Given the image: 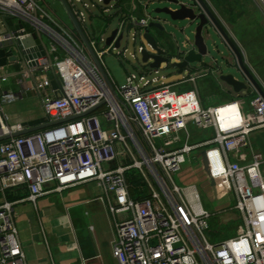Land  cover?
Segmentation results:
<instances>
[{
  "label": "built area",
  "instance_id": "1",
  "mask_svg": "<svg viewBox=\"0 0 264 264\" xmlns=\"http://www.w3.org/2000/svg\"><path fill=\"white\" fill-rule=\"evenodd\" d=\"M66 1L104 69L102 57L112 50L119 59L129 55L142 69L129 73L121 85L105 69L114 94L72 25L61 21L48 3L0 0V50L15 57L12 63L19 68L0 67V135L34 126L11 123L5 110L30 92L40 99L39 124L64 120L0 142V264H27L13 218L15 201L8 200V193L26 190L25 200L35 203L48 192L87 182L96 183L101 190L96 199L115 217L112 255L118 264H264V155L250 146L251 133L264 128L263 98L255 91L248 110L238 96L204 106L196 82L218 77L214 58L180 81L193 85L187 90L175 89L159 69L143 63L141 53L149 48L143 34L155 20L149 7L156 0ZM97 23L114 25L109 35L115 34L103 48L99 44L109 35L97 37ZM36 31L48 56L37 57V44H18ZM124 37L134 51L127 45L120 49ZM188 42L185 36L182 47ZM50 70L59 83L56 89ZM10 80L16 87H10ZM187 117L213 135L190 144ZM155 138L162 140L159 147ZM210 145L220 151L242 224L237 235L218 243L206 237L212 215L202 205L198 186L177 185L173 179L191 151ZM119 148L126 159H119ZM244 148L251 149V158L240 163ZM131 170L145 189L139 197L127 179ZM120 214L123 219L116 218Z\"/></svg>",
  "mask_w": 264,
  "mask_h": 264
},
{
  "label": "crops",
  "instance_id": "2",
  "mask_svg": "<svg viewBox=\"0 0 264 264\" xmlns=\"http://www.w3.org/2000/svg\"><path fill=\"white\" fill-rule=\"evenodd\" d=\"M206 1L220 19L226 30L230 33L229 28L225 25L223 18H220L218 15L211 1ZM11 58L8 57L5 50H0V67H3V69L6 70L12 69L15 64L12 63L14 60H11ZM2 60H4V62H1ZM244 60L264 88L263 83L257 76L255 70L251 68L245 57ZM227 62L228 64L235 63V59L230 52L227 57ZM206 64L208 65L206 62H201V66H206ZM197 68L199 67L193 69ZM184 77L171 82V84L175 85V89L187 90L193 87V85L187 82H180ZM199 82L206 84V86L203 85L204 87L200 88L198 84ZM196 87L201 102L205 106L208 105L205 104L206 98L204 99L203 96L204 91L206 94L210 95L218 94L219 99L224 101L223 103L230 101L233 97H239L237 93L232 94L230 91H225V89L219 84L217 77L214 76L198 79ZM246 93L251 98L256 94L251 86H248ZM26 96L28 95H25L23 98ZM13 104H16V102L5 106L6 113L8 114L11 123H22L23 125L30 126L42 122V116H19L15 113L9 114L7 109L12 108ZM242 106L244 110L250 108L249 102L242 103ZM263 130L264 128L258 129V131L250 135V146L253 151L260 152L264 155ZM212 135L213 133L210 130V136ZM181 139L182 144L184 141L183 134H181ZM206 147L208 146L200 147L198 154L195 155L197 164L208 179L212 194L217 203H220L223 200H229L234 197V195L228 179L224 176V164L219 160L220 151L218 149L214 152H208ZM251 149L244 148L240 151V153L244 155V158L239 161L240 163H247L250 160ZM234 158V154H232L231 160L233 161ZM89 183L91 182L65 188L60 193L48 192L38 197L35 203L31 202L33 208H31L30 201L28 202L25 200L27 196L26 190H17L16 192L7 194L8 200L15 201L13 205V218L17 228L18 241L24 252L27 264H80L83 260L85 261V264H118L112 255L115 217L108 212L106 205L103 202L96 199L101 194V190L97 186H95L94 191L88 190L87 186ZM48 188L52 189L53 185H48ZM56 194L57 197H53L52 202L58 205V209L53 208V211L58 213L57 217H42L43 215H40L41 210L38 208V202L41 206L48 207L50 205L51 196ZM16 204H21L20 208L22 212L19 211V213L14 214V207ZM123 217L124 215L122 214L116 216L117 219H123ZM231 217L233 218L232 220L240 218L238 214L230 215V218ZM240 229L241 226L240 228L237 227V234L240 232Z\"/></svg>",
  "mask_w": 264,
  "mask_h": 264
},
{
  "label": "rangeland",
  "instance_id": "3",
  "mask_svg": "<svg viewBox=\"0 0 264 264\" xmlns=\"http://www.w3.org/2000/svg\"><path fill=\"white\" fill-rule=\"evenodd\" d=\"M185 1V0H184ZM213 7L217 11L220 18H223L225 25L229 28L230 34L239 48L242 50L244 57L246 58L247 62L251 66L253 70H255L257 76L261 80L264 85V3L261 0H210ZM44 2L48 3L52 9L56 12V15L59 17L61 21L70 25V20L63 9L59 0H44ZM43 4V3H42ZM163 6H171L175 7L174 4L168 3L165 0H156L153 5L149 7V10L155 7H163ZM160 18L166 21L165 23V32L164 33H157L155 30L152 29V33L155 34L156 39L160 43L168 44L174 43V39L177 41L178 45H182V42L185 39V36L190 38L193 37V30L196 26V21L189 23L188 20H173L170 18L169 15L160 13L158 15ZM98 24L97 29V37L101 34L103 36H108L112 27H114L113 23L110 25L104 26L103 24ZM104 26V27H103ZM106 28V29H105ZM183 29L181 31L180 29ZM174 38V39H173ZM46 41V37H43ZM206 44L210 55L217 58L218 66L220 67V72L222 74H232L237 78L242 79L241 75L237 71L236 65H229L227 62V57L229 52H227L225 44L223 41L217 36L213 29H209V35L206 37ZM127 45L129 51H134V44L132 42H128L126 44V38L124 37L122 40L121 48ZM107 46L105 41L100 42L99 48H103ZM222 52V54L216 51ZM191 46L188 44L187 49H190ZM171 56L168 62H163L160 65L159 74L163 75L164 82L171 83L180 79L187 75L188 71L191 68H186L183 70L182 73H177L175 66L173 65L176 63L179 58L176 53V49H170ZM140 57V56H138ZM141 59V58H140ZM1 62H4L2 60ZM202 62L210 63L208 56H204L202 58ZM102 63L104 64L105 69L111 76V78L115 81L116 84L121 85L125 83L126 76L129 73H136L138 74L139 71L142 69V66L139 64L138 61L132 59L129 55L126 58L121 57L120 59L116 56L114 50L104 54L102 57ZM191 67H200L201 62H193L190 64ZM14 69L18 68L16 64L13 66ZM12 68V69H13ZM19 69V68H18ZM13 85L10 87H16L14 85V80L9 81ZM9 83V84H10ZM199 87L202 88L206 86L202 82H199ZM219 84L225 89V91H230L232 94L233 92L232 87L226 84L224 81L219 80ZM204 85V86H203ZM204 99L206 100V105H215L223 103L221 99H219V95H210L206 94L204 91L203 93ZM239 99L242 103H248L251 97L246 93V90H241L239 93ZM25 98L13 104L12 108L7 109L9 114L15 113L16 115H34V116H42V108L39 96L34 93L30 92L27 94ZM210 95V96H208ZM205 106V105H204ZM11 117V116H10ZM12 118V117H11ZM187 130L190 134L189 143L193 144L204 139H207L210 136L209 129H201L198 128L192 119V117L186 118ZM258 130H255L251 133H255ZM264 131V130H263ZM156 146H160L162 144V140L159 138H155L153 140ZM197 148L189 154L186 162L182 164L181 170L173 175V179L177 185H187V184H196L199 189V196L202 202V205L211 213V218L208 223V228L206 230V237L209 242L218 243L226 238L233 237L237 235V227L240 228L241 226V219L237 218L232 220L234 216L230 218V215L238 214L237 211L233 209V205L235 203L234 197H231L229 200L222 201L217 203L216 199L212 194V190L209 184L208 179L205 177L203 171L201 170L200 166L197 164V160L195 159L198 154ZM208 152H214L218 150V147L215 145H210L206 147ZM118 156L120 160L126 159V153L122 150V148L118 149ZM120 163H123L119 161ZM126 160L124 163H127ZM116 164V162L114 163ZM107 164H104L106 167ZM108 166H110L108 164ZM190 171V172H187ZM131 172L136 173L134 170ZM96 183L91 182L88 184V190H95ZM50 197V196H46ZM57 197L56 195L51 196L50 205L48 207L41 206L38 202V208L40 211V215L44 216H51L56 218L57 214L54 209H58V205L52 202V198ZM29 202V201H28ZM31 203V202H29ZM21 204H16L14 207V214L22 212L20 208ZM31 208L33 205L31 203ZM231 213V214H230ZM231 220V221H230ZM16 222V220H15Z\"/></svg>",
  "mask_w": 264,
  "mask_h": 264
},
{
  "label": "water",
  "instance_id": "4",
  "mask_svg": "<svg viewBox=\"0 0 264 264\" xmlns=\"http://www.w3.org/2000/svg\"><path fill=\"white\" fill-rule=\"evenodd\" d=\"M63 9L65 10L72 27L74 28L75 32L77 33L80 41L84 45L89 57L91 58L92 62L98 69L102 79L106 83L109 90L115 94V89L105 71L102 64L100 63L98 57L96 56L92 46L89 43V40L81 28L79 22L75 18L74 14L72 13L68 3L66 0H59ZM109 0H105L107 3ZM168 3H172L175 7L171 6H163V7H155L153 8V14L155 16V20L151 21L148 27L145 28L143 39L149 45V48H146L141 53V61L147 64L150 68L153 69H160V65L163 62H168L172 50L175 48L176 53L178 55L179 60L174 63L175 69L177 73H182L184 69L191 68L192 70L195 67H191L190 64L193 62H202V58L204 56H208L209 60L211 58L216 59L210 55L206 44V37L209 35V29H213L217 36L223 41L225 44L226 50L229 51L233 58L235 59L234 64L229 65H236L238 73L242 76V79L235 77L232 74H222L220 72V67H217L219 70V75L217 77L218 80L224 81L226 84L232 87L233 92L239 93L241 90H247L248 86L254 88V90L263 98L264 100V88L259 83L257 78L254 76L250 68L247 66L244 56L230 33L226 30L220 19L214 13L210 5L207 3L206 0H165ZM160 13H164L170 16L173 20H188L189 23L196 21L195 29L193 30V37L190 38V42L187 43L186 47H182V45H178L177 41L174 39V43L170 45L160 43L154 33H152V29L155 30L157 33H164L165 32V23L166 21L160 18L158 15ZM184 28L180 29L183 31ZM115 34V30L111 32V34L106 38V44H109ZM121 36L117 39L115 45H119V41ZM21 46H29L32 44H37L38 49L40 50L37 53V57L40 56H48L45 45L40 39V33L38 31L32 33L31 36L24 38L21 42H18ZM188 44L191 46L190 49H187ZM216 51L222 54L219 49L216 47ZM15 57H12L11 60H14ZM189 70V71H190ZM48 77L50 79V84L53 89H56L59 86L57 77L55 73L50 70L48 73ZM94 108L89 109L84 114L91 112ZM64 120L58 121H49L42 124H37L29 128H25L20 131L12 132L11 134L0 135V142L6 140L10 137L18 136L24 133L32 132L35 130H39L45 128L49 125L59 123Z\"/></svg>",
  "mask_w": 264,
  "mask_h": 264
},
{
  "label": "trees",
  "instance_id": "5",
  "mask_svg": "<svg viewBox=\"0 0 264 264\" xmlns=\"http://www.w3.org/2000/svg\"><path fill=\"white\" fill-rule=\"evenodd\" d=\"M127 179L130 185L132 186V194L141 196L140 193L145 194V189L143 188V184L139 181L137 176L133 172H128Z\"/></svg>",
  "mask_w": 264,
  "mask_h": 264
},
{
  "label": "bare ground",
  "instance_id": "6",
  "mask_svg": "<svg viewBox=\"0 0 264 264\" xmlns=\"http://www.w3.org/2000/svg\"><path fill=\"white\" fill-rule=\"evenodd\" d=\"M264 2V0H262Z\"/></svg>",
  "mask_w": 264,
  "mask_h": 264
}]
</instances>
